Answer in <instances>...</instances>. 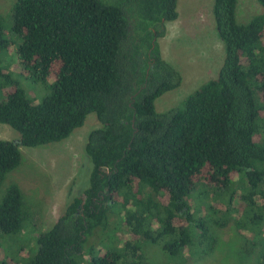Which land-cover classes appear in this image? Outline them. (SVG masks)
I'll return each instance as SVG.
<instances>
[{"label":"trees","instance_id":"1","mask_svg":"<svg viewBox=\"0 0 264 264\" xmlns=\"http://www.w3.org/2000/svg\"><path fill=\"white\" fill-rule=\"evenodd\" d=\"M257 1L262 12L240 23L237 0H212L223 62L164 112L156 99L182 77L158 38L178 17L177 0H14L9 27L0 13V123L19 133L0 139V184L21 163L20 146L62 141L90 113L100 123L84 146L88 186L68 193L24 264H157L145 260L144 241L163 244L171 257L204 253L214 242L206 219L223 226L234 203L239 229L263 247L256 264H264V0ZM10 45L15 77L2 63ZM31 83L46 89L39 102L27 96ZM200 186L201 196L222 194L224 208L207 203L209 217L194 215L188 199ZM30 209L10 184L0 235L20 233Z\"/></svg>","mask_w":264,"mask_h":264},{"label":"rangeland","instance_id":"2","mask_svg":"<svg viewBox=\"0 0 264 264\" xmlns=\"http://www.w3.org/2000/svg\"><path fill=\"white\" fill-rule=\"evenodd\" d=\"M14 0H0V13L5 27L11 25V8ZM178 17L165 23L166 33L158 38L161 54L181 74V84L163 93L155 101L158 112L178 106L182 100L206 80L215 77L223 62L224 47L220 40L212 15V0H177ZM262 12L257 0H237L236 19L246 23ZM3 56V64L13 77L20 71L15 49L10 45ZM11 59H10V58ZM22 82L24 80H21ZM53 82V78L48 80ZM27 96L32 102H39L46 92L43 85H26ZM29 88V89H28ZM34 95V93H36ZM4 98L0 86V101ZM100 126L96 115H87L84 124L71 135L59 142L29 147L20 146L21 163L8 172L0 184V200L10 184H17L26 204L31 208L20 233L0 235V264H24L35 252L36 238L41 231L49 228L64 209L70 191L80 194L89 184L92 162L84 152L88 133ZM19 133L5 123H0V139H16ZM71 189V190H70ZM200 186L188 199V206L196 216H208L209 204L224 208L222 194L202 196ZM231 211L223 226H217L209 218V235L213 236L212 247L206 252L181 249L171 257L163 244L144 241L142 249L146 261L184 264H256L263 250L259 242H254L248 229L237 225L241 209L232 204ZM221 216L220 214L218 215ZM253 241V242H252Z\"/></svg>","mask_w":264,"mask_h":264}]
</instances>
